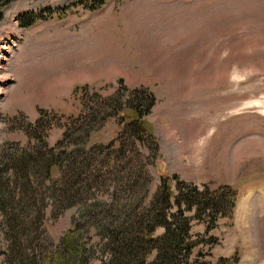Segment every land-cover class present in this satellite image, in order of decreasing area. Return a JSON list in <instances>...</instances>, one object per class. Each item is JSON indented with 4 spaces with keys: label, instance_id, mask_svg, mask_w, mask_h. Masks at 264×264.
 <instances>
[{
    "label": "rangeland",
    "instance_id": "rangeland-1",
    "mask_svg": "<svg viewBox=\"0 0 264 264\" xmlns=\"http://www.w3.org/2000/svg\"><path fill=\"white\" fill-rule=\"evenodd\" d=\"M94 2L11 0L0 7V154L77 144L83 156L90 151L89 161L94 152L111 156L100 165L111 171L105 182L62 210L45 187L75 180L70 160L63 172L50 164L48 177L45 167L35 169L32 205L17 210L12 224L0 213V264H98L88 210L111 184L125 189L114 190L113 206L140 196L146 203L161 177L204 186L229 203L211 219L184 210L197 241L189 261L200 252L207 262L224 256L264 264V215L255 199L241 204L254 167H264V0ZM132 90L151 95L148 112L133 113ZM117 147L133 154L127 167L115 163L110 151ZM175 209L172 203L168 213ZM71 224L77 235L67 241ZM162 231L157 226L153 236Z\"/></svg>",
    "mask_w": 264,
    "mask_h": 264
},
{
    "label": "trees",
    "instance_id": "trees-1",
    "mask_svg": "<svg viewBox=\"0 0 264 264\" xmlns=\"http://www.w3.org/2000/svg\"><path fill=\"white\" fill-rule=\"evenodd\" d=\"M10 1L0 0V7ZM93 1L95 2L92 7H98V3L102 2V0ZM97 4L98 6H96ZM28 21L21 22V25H29L31 21ZM129 102L131 103L129 107H131L133 113L138 115L148 112L153 98L150 94L141 90H132ZM133 124V122H130L128 126L135 135L136 128ZM136 136L139 135L136 133ZM76 145L59 151L53 150L54 148L44 151L40 150V146L35 148L31 146L29 151L27 149L13 150L8 154H0V213L5 214L11 224L12 221L16 220L17 210L22 213L33 203V198L37 194V187L35 188L36 185H34V170L39 167H45L43 176L48 177L50 164L55 163L59 172H63L66 168L64 163L70 160L71 167L68 173L75 177V180L73 182L69 181L68 187L54 189L52 184L45 187L48 195L53 199V208L58 210L70 205L75 197L78 200L82 192L87 193L91 185L105 182L104 179L100 178L106 177L103 174L108 175L111 171H103L100 165H109L111 159L109 151L106 156L102 157L100 155L102 152H94L96 156H91L89 161L90 151L87 152V156H83L82 149L76 148ZM92 150L96 149L93 148ZM124 150L117 147L110 152H113L115 163L123 159L127 167L133 154L129 150H126L124 154ZM127 151L128 153H126ZM2 158H5V164L1 161ZM115 166L117 167L116 164ZM84 172L85 175L82 177ZM168 180L170 179L161 177L157 186L158 189L150 195L146 203L141 204L140 196V198L137 197L131 199V201L127 198L125 199L127 202L121 200L123 202H120L117 206H113L116 201L112 202L113 196L111 195L114 194V190L125 191V189L120 185H117L115 189V186L111 184L108 187L111 188L110 191L105 194V200L100 201L96 209L92 207L88 210L90 213L87 220L88 225L95 229L99 237L98 246L96 247L99 251L98 264H225L227 261L228 264H232L237 261L234 257L230 261L228 258L219 257L215 262H207L201 259L202 254L200 252L196 253L194 259L188 260L191 254L190 250L197 241L190 239L188 233L190 219L183 215L184 210L194 208L199 215L206 214L211 219L215 214H225L227 207L230 206L228 201L204 186L201 190H198L195 186L176 180V177L173 178L175 185H170L171 182ZM74 183H76V187ZM132 184L131 182L126 184L128 190L135 187ZM32 185L35 191L30 196ZM170 186H173L175 191H171ZM14 189L19 192V197L15 199L13 198ZM126 193H128L127 190ZM29 196L30 201L28 200ZM125 196L130 197L129 194ZM65 200H68V202H65ZM40 202L41 200L39 204ZM58 203H60V207L56 206ZM172 203L176 209L174 212L168 213ZM38 209H40V206L34 211V214L39 213ZM157 226H161L163 231L161 234L153 236V231ZM75 227L74 224H71L63 239L68 241V236L72 233L76 236ZM6 239L10 238L7 237ZM65 244L68 243L65 242ZM10 246L9 241L8 247ZM67 250H72V248L68 247ZM83 263H85L84 260Z\"/></svg>",
    "mask_w": 264,
    "mask_h": 264
},
{
    "label": "crops",
    "instance_id": "crops-1",
    "mask_svg": "<svg viewBox=\"0 0 264 264\" xmlns=\"http://www.w3.org/2000/svg\"><path fill=\"white\" fill-rule=\"evenodd\" d=\"M249 154H246L245 157L248 158ZM220 157H222L221 154H219ZM250 156V155H249ZM198 182H201L198 180ZM218 183H222L221 181ZM245 199L244 201H241L242 205L245 206H250L249 202L251 200H254L257 209H258V214L264 215V167L257 165L254 167V176L252 181L250 182V186L247 187V190H245ZM238 204V203H237ZM224 257V256H223Z\"/></svg>",
    "mask_w": 264,
    "mask_h": 264
},
{
    "label": "water",
    "instance_id": "water-1",
    "mask_svg": "<svg viewBox=\"0 0 264 264\" xmlns=\"http://www.w3.org/2000/svg\"><path fill=\"white\" fill-rule=\"evenodd\" d=\"M142 129V128H141ZM162 167V163L157 161L156 162V173L160 175V173L158 172Z\"/></svg>",
    "mask_w": 264,
    "mask_h": 264
}]
</instances>
